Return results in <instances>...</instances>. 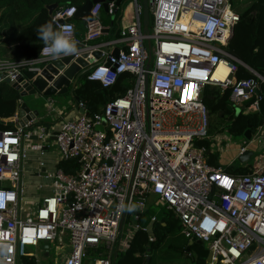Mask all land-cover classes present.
<instances>
[{
	"label": "built area",
	"instance_id": "built-area-1",
	"mask_svg": "<svg viewBox=\"0 0 264 264\" xmlns=\"http://www.w3.org/2000/svg\"><path fill=\"white\" fill-rule=\"evenodd\" d=\"M132 1L136 23L120 30L117 41L125 49L117 56L101 52L99 61L91 58L96 65L87 73L103 88L122 75H129L132 85L99 113L89 114L78 103L83 113L63 120L54 133L37 128L36 139L44 144L51 139L59 162L74 161L77 167L73 173L57 169L49 175L51 194L30 214L21 206V172L32 123L0 132V264H25L32 258L27 248L55 243L62 235L69 246L63 264H113L136 231L150 230L154 218L145 228L137 222L148 205L172 212L180 235L205 246L208 264H264V121L237 149V155L252 150L253 156L257 148L263 150L251 173L233 176L207 163V155L222 148L218 139H208L205 87L230 88L237 113L246 103L247 112L259 110L264 78L226 51L239 21L237 11L229 0H150L145 35L140 4ZM108 5L110 13L113 3ZM100 10V3L92 6L81 41L72 22L75 6L58 10L52 22L57 29L72 26L75 41L94 51L88 43L103 32ZM47 60L40 52L29 63L0 60V75L14 80ZM221 64L228 73L218 80L214 74ZM237 65L255 78L235 80ZM202 141L209 142V149L198 145ZM37 150L42 156L43 147ZM121 203L135 204L136 210L120 212Z\"/></svg>",
	"mask_w": 264,
	"mask_h": 264
},
{
	"label": "trees",
	"instance_id": "trees-1",
	"mask_svg": "<svg viewBox=\"0 0 264 264\" xmlns=\"http://www.w3.org/2000/svg\"><path fill=\"white\" fill-rule=\"evenodd\" d=\"M246 1L247 6L239 9L234 7V0H229L239 15V21L234 26L226 51L238 62L264 78V0ZM83 2L84 0H0V46L15 44L12 52H14L16 61L29 63L36 60L43 46V42L36 35V28L45 22H52V16L58 10L69 6H81ZM54 4L56 8L49 15L46 7ZM119 14L120 9L115 14L112 11L111 16L116 19ZM101 24L104 27L113 26L110 16L106 20H101ZM129 78V75H122L115 84L103 88L97 82L89 81L86 73L74 89L73 98L77 99V103H82L89 114L99 113L105 104L125 94L132 85ZM249 78L255 77L244 67L237 65L234 79ZM230 92V88L222 90L215 86H207L203 90L202 101L208 111L209 132L218 134L223 131V128L219 127V123L222 122L224 130L232 137L243 136L247 129H250L253 135L264 121V84H259V110L257 112H247L246 106L249 103H246L244 108L237 113L229 101ZM20 99L19 94L13 88L3 82L0 83V132L15 129L6 122L16 117ZM39 125L46 126L47 123L39 121L31 124L28 129ZM198 145H204L209 149L208 141L199 142ZM207 163L215 168L220 167L225 173L233 176L246 175L252 171L250 163L222 166L218 162V154L213 152L207 155ZM76 167L74 161L59 162L57 165V169L66 174L73 173ZM151 218L155 221L150 225ZM137 222L141 228L150 225V230L136 231L126 250L115 254L113 264H146L147 258L149 259L148 264H157L154 254L159 250L163 249L162 252L166 254V252L181 248L185 252L189 241L180 240L179 222L164 206L148 205L139 214ZM187 255H190L191 264H207L208 251L203 244L192 242ZM161 257L166 258L167 264L172 263V260L168 259L170 258L168 254L161 255ZM25 264L35 263L32 260H25Z\"/></svg>",
	"mask_w": 264,
	"mask_h": 264
},
{
	"label": "crops",
	"instance_id": "crops-1",
	"mask_svg": "<svg viewBox=\"0 0 264 264\" xmlns=\"http://www.w3.org/2000/svg\"><path fill=\"white\" fill-rule=\"evenodd\" d=\"M108 4H110V3H108ZM114 9H115V6L113 4L112 11H114ZM118 9H120V14L116 19L114 18V16H111L112 11L109 13V8H108V12H104V10L101 7V10L99 12L98 19H99L100 25L103 28V32L98 39L88 43V46L92 50L93 49H94V51L96 50V53L100 52V53H98L99 55H97L95 57V59H98V61H99L101 52L107 51L108 53H114L116 50L117 51L124 50L125 46L123 44L117 42L118 36H119L117 34H119L120 30H123L129 26H132L134 23H136L135 8H134L132 0H123L120 4L119 8H116V11ZM116 11L114 12V14L116 13ZM109 16H110V21H111L113 26L112 27H104L101 24V20H103V19L106 20L109 18ZM139 21H141V13L139 16ZM72 22H73L74 28H75V38L77 40L81 41L84 37L85 32H86V21L79 19V18H73ZM150 23H151V17H150ZM111 42H112V44L105 47L106 44H109ZM14 47H15V44H9V45L7 44V45H5V47L3 45L0 46V54H1L0 60L9 61V62H16V59H14V54H13L14 52H12ZM3 49H5V51L7 50L6 53H5V51H3ZM4 54H6V55H4ZM17 62H23V61H17ZM80 78H82V77H80ZM78 81H79V79H78ZM78 81L76 82L74 89L77 87ZM55 100L57 101L56 103H52L51 107L45 108L43 106L33 104V102H31L32 99L30 97H25V98L20 99V104L25 102L32 111L38 112V116L36 117L37 122L44 121L47 123L46 126L45 125H39V126L34 127L33 129L27 130L28 133L31 134V137L29 140L25 141V144H24L25 151H26V160L23 163L22 172H21V175H22L21 179H22V184L24 186V190L25 189L27 190L28 188H30V193H26V190L24 192V196H23V199L21 201V206L23 209L34 207V206L38 205L44 198L50 196V194H51L50 185L51 184L48 183V185H45V181L48 180L51 182L49 175L54 174V172L57 170V165L59 163V161H58L59 156H58L57 150H56L57 153L46 152L47 147L43 146L44 143H40L36 139L35 133L37 132V128L43 127V128H45V130L47 132L54 133L55 131H57L60 123L63 120L74 119L79 114H81V109L78 108V106H77L78 103L75 101L73 102V92L71 95L66 94L64 96L56 98ZM70 100L73 102V106L69 111L65 112L64 110H62L65 108L64 104H69ZM57 107H59L61 109H57ZM16 119H17V115L11 121H14ZM251 137H252V135H251ZM50 141L53 143V141L51 139L48 140V142H50ZM40 145L43 147V155L42 156L39 154V152L37 150V147H39ZM254 148L256 149V145L251 146V149H254ZM227 151L229 152V150L225 149L224 152L221 151L220 153H217L218 154V162L220 165H222V164L220 163L219 158L224 154L228 155L227 160H229V161H228L227 165H231L234 163L232 156H230ZM256 151H257L256 153H258V154H261L263 152V150L261 151V150H259V148H257ZM236 156H238L237 150L234 151V157L236 158ZM40 163L43 164L42 167L40 166ZM35 187L39 190L45 189L46 191L40 192V194H38V195L31 193V190ZM61 238L67 239L66 235H62L60 237V239ZM68 252H69V246L67 249L66 257L68 255Z\"/></svg>",
	"mask_w": 264,
	"mask_h": 264
},
{
	"label": "water",
	"instance_id": "water-1",
	"mask_svg": "<svg viewBox=\"0 0 264 264\" xmlns=\"http://www.w3.org/2000/svg\"><path fill=\"white\" fill-rule=\"evenodd\" d=\"M122 1L123 0H84L81 6H75L76 12L74 18L90 22L92 21L90 10L95 3H100L104 12H108V3H113L115 6L113 12H115ZM138 2L141 7L140 29L143 34L147 35L149 33L150 7L152 2L150 0H138ZM55 8V4L46 7L49 15ZM77 47V55L63 57L59 60L35 62L30 69L28 68L21 71L14 80L5 78V75H0V79L2 78L0 83L3 82L13 88L19 94L20 98L30 97L33 104L49 108L52 103L57 102L55 100L56 98L66 94L71 95L78 79L88 73L96 65L92 63L91 58H95L99 55V52L96 53L91 51L83 43H77ZM112 55L117 56L118 51L116 50ZM146 68H148V66H146ZM73 101L77 102V99L73 98ZM81 113H83L82 110ZM37 116L38 112L32 111L29 106L23 102L20 104L17 112V119L14 121H7L6 124L14 128H24L28 123H36ZM243 138L246 141L251 139L250 129L244 132ZM253 155L254 153L252 150H246L242 154L236 156V161L240 165L247 164ZM196 244H200V241H196ZM190 245L191 242L185 248L186 253H188ZM41 249L45 251L44 255L47 256L49 245L43 244ZM148 261L149 259L147 258L146 264H148ZM206 263H210V256H207Z\"/></svg>",
	"mask_w": 264,
	"mask_h": 264
},
{
	"label": "rangeland",
	"instance_id": "rangeland-1",
	"mask_svg": "<svg viewBox=\"0 0 264 264\" xmlns=\"http://www.w3.org/2000/svg\"><path fill=\"white\" fill-rule=\"evenodd\" d=\"M247 1L246 0H234L233 5L235 8H239V9H244L247 6ZM234 11H236L234 9ZM81 81V78L79 79L78 83ZM69 97V96H68ZM69 99V98H68ZM67 99V100H68ZM74 102V101H73ZM73 102L70 100L69 104H64L65 108L62 109L65 112L69 111L72 106H73ZM57 109H61L59 107H57ZM211 121V120H210ZM219 127L223 128V131H221L218 134H211L213 132H208V139L210 140H214V139H218V143L222 148V152H224V150H229L228 154L230 156H232L233 161L235 165H239L236 161V158L234 157V151L237 150V148L241 147V146H245L247 144V141L243 138V136H238V137H232L230 136L226 130H224V123L220 122L219 123ZM43 146L47 147V151L49 153H57L56 152V146L53 145V143L50 141L47 144H43ZM252 145H250L251 147ZM255 155L257 156V153H255ZM256 156H253L248 163L253 164L256 160ZM42 159V158H41ZM228 155L224 154L219 158V161L222 165H227L228 164ZM48 183L51 184L50 181H45V185H48ZM26 190V189H25ZM45 189H37L36 187L33 188L31 190V193H34L36 195L40 194V192H45ZM26 193H30V188H28L26 190ZM36 206L34 207H30V208H25V211L30 214V212H32ZM32 216V214H31ZM127 232V227L126 225L123 226L122 229V235L125 234ZM179 236V235H178ZM67 237V236H66ZM181 239L180 240H184L183 236H179ZM68 241L66 238H61L60 240H56L55 243H49V249H48V255L45 256L44 255V250L41 249V246L43 244H39L36 248H27L26 252H30L32 254V258L30 260H32L35 264H63L64 259L66 257V253H67V249H68ZM161 251V253H160ZM162 250H159V252L154 254V260L157 262V264H167L166 263V258L161 257L162 256H166V254H168L170 256V260H172L171 264H191V260H190V255H187L186 252H183V250L181 248H178V250H171L169 252H166V254H164V252H162ZM160 253V254H159Z\"/></svg>",
	"mask_w": 264,
	"mask_h": 264
},
{
	"label": "clouds",
	"instance_id": "clouds-1",
	"mask_svg": "<svg viewBox=\"0 0 264 264\" xmlns=\"http://www.w3.org/2000/svg\"><path fill=\"white\" fill-rule=\"evenodd\" d=\"M38 39L43 42L44 47L41 48L40 54L51 60H59L63 57H70L78 54L77 42L73 38L72 26H64L63 28H55L53 22H45L36 28ZM135 204L118 205L120 212H134Z\"/></svg>",
	"mask_w": 264,
	"mask_h": 264
},
{
	"label": "bare ground",
	"instance_id": "bare-ground-1",
	"mask_svg": "<svg viewBox=\"0 0 264 264\" xmlns=\"http://www.w3.org/2000/svg\"><path fill=\"white\" fill-rule=\"evenodd\" d=\"M227 73H228L227 67L221 64L216 70L214 74V78L218 80L223 79L227 75Z\"/></svg>",
	"mask_w": 264,
	"mask_h": 264
}]
</instances>
